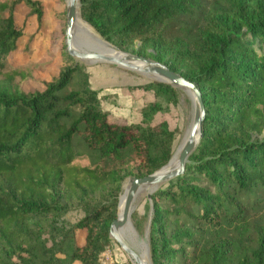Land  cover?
<instances>
[{
  "label": "trees",
  "instance_id": "1",
  "mask_svg": "<svg viewBox=\"0 0 264 264\" xmlns=\"http://www.w3.org/2000/svg\"><path fill=\"white\" fill-rule=\"evenodd\" d=\"M17 5L37 23L44 13L37 0H0V264H15L22 253L27 264H99L122 181L157 171L178 144L175 130L155 119L158 98L175 104L177 91L164 82L141 85L139 121L119 124L101 110L85 73L80 89L68 90L78 67L65 55L41 91L25 92L45 66L8 59L23 35ZM228 5L206 13L205 0H79L84 29L120 50L139 43L138 54L165 62L201 94L198 144L183 173L151 195V264H193L204 233L241 221L250 207L244 199L264 187V4ZM97 194L110 202L86 210L59 242L46 241L60 210ZM212 243L203 245L210 250L202 264H264V232L238 259L220 238Z\"/></svg>",
  "mask_w": 264,
  "mask_h": 264
},
{
  "label": "rangeland",
  "instance_id": "2",
  "mask_svg": "<svg viewBox=\"0 0 264 264\" xmlns=\"http://www.w3.org/2000/svg\"><path fill=\"white\" fill-rule=\"evenodd\" d=\"M37 1L42 3L44 12L40 23H37L35 15L29 14L28 10L23 5H17L14 11L15 24L22 29L23 35L18 41V49L9 54V61L13 65L38 62L44 63L45 66L43 70L34 71L32 80L26 81L23 86V90L25 92L41 91L43 89V83L49 81L50 78L57 76L60 70L65 67V62L63 61L65 55L72 58L66 51L64 36L68 0ZM248 1L251 4H264V0ZM214 7L228 10V0H205L204 10L206 13L210 12ZM110 45L113 46L112 44ZM113 47L121 53L142 56L136 52L139 47V43L127 51L120 50L115 46ZM150 59L157 61L153 58ZM72 60L74 65L78 67V71L73 74L72 80L68 85V90L80 89L81 82L83 80L82 73H85L88 77L89 86L92 90L95 89L98 93L104 91L105 88L110 87L112 86V83H115L108 73V70L111 68L116 73L121 75L125 81V78L128 79L126 86L122 87L123 94L127 92L131 95V93L140 92L142 106L146 98H144L145 96L140 86L147 82L155 81L148 75L112 63H91L89 61H81L74 58H72ZM160 63L167 66L165 62ZM176 91L177 95L175 104L173 102L167 103L164 98H158V102L162 107V112L157 114L155 119L156 121H166L170 128L175 130V142L177 143L192 120L194 112V97L192 98L193 95L191 92L182 88H176ZM109 98L111 101L110 105L116 106L114 105L115 99L111 96H109ZM102 100L103 98L101 100L99 99V102L100 108L103 111L104 107H101ZM118 109H120V106ZM114 110H117V108ZM138 110L139 109H137V113ZM105 113L107 114L109 120L119 124H126L121 123V119L123 118L118 117L117 119L119 121L116 119L113 120L108 116L109 112L106 111ZM137 118L138 119L129 124L137 123L140 119L139 114ZM174 150L175 149L173 148L172 155ZM131 177L133 176L126 177L121 183L116 203L117 217L119 198L124 191L125 183H129ZM156 188L153 187L150 191L139 195L137 198L135 197L133 201V209L129 217L132 228L134 227L133 230L135 232L136 239L144 241L147 246L150 219L152 216L151 195L154 193ZM109 202L110 199L107 194H97L88 198H83L80 202L69 204L66 208L59 211V218H57L56 222L51 225V229L48 234H44V236L47 237L46 241H48L49 244L53 241L59 242L63 231L81 219L86 210L94 209L99 204ZM87 203H89V206H87ZM244 203L250 204V207H248L246 216L241 221L234 224L226 222L223 223L219 229L204 233L201 241L202 248L196 253L193 264H202L203 253L206 252L210 246H212V242L217 241L219 238L222 240L224 252L230 254L235 259L247 256L257 246L258 238L264 232V187L255 189L252 193L248 194L247 198L244 199ZM84 236L85 231H76L75 238L78 244L83 243ZM124 241L138 252L132 241L128 239H124ZM204 244L209 245V247H203ZM147 256L148 262L151 264L149 251ZM13 261L15 264H27V261L29 260L28 257L22 253L20 256L16 255L13 258ZM132 261L133 259L127 255L122 250L120 245L113 239H111V243L99 255V264H136Z\"/></svg>",
  "mask_w": 264,
  "mask_h": 264
},
{
  "label": "water",
  "instance_id": "3",
  "mask_svg": "<svg viewBox=\"0 0 264 264\" xmlns=\"http://www.w3.org/2000/svg\"><path fill=\"white\" fill-rule=\"evenodd\" d=\"M79 14V0H68L66 7V27L64 31L65 48L67 53L76 60L95 62L112 63L130 70L140 72L142 74L152 77L157 82L168 83L175 88H182L192 93L194 99V112L191 120L190 128L188 130L185 142L180 150L177 166L173 169L165 170L168 162L160 167L157 171L142 176L131 177L129 180V187L124 199V206L120 217H116L112 221L109 228V237L116 241L122 250L129 255L136 264H150L142 262L139 254L128 245L118 233L119 228L127 222L128 217L132 211L133 201L138 194L141 186H151L156 188L158 185L179 176L183 173L185 163L188 157L196 148L198 141L201 137V128L204 121V108L201 100V94L197 85L179 75L178 73L170 70L164 64L154 61L150 58L125 54L115 55L114 50L107 51L106 53H99L82 41H76L74 35V26L77 16ZM148 253V246H147Z\"/></svg>",
  "mask_w": 264,
  "mask_h": 264
},
{
  "label": "bare ground",
  "instance_id": "4",
  "mask_svg": "<svg viewBox=\"0 0 264 264\" xmlns=\"http://www.w3.org/2000/svg\"><path fill=\"white\" fill-rule=\"evenodd\" d=\"M74 35L76 37V39H75L76 41L84 42L86 45L90 46L91 48H93L95 51H97L99 53H106L107 51H110L113 49L115 55L119 56L122 54L121 52L117 51L113 46H111L108 42H106L104 39L99 38L94 33L84 29L79 23V15L77 16L76 23L74 26ZM192 98H193V96H192ZM190 124H191V122L189 123L188 127L186 128V130L182 134L178 144L176 145V148L173 152V155H172L169 163L165 167V170L173 169L177 166L178 156H179L180 150H181V148L185 142L188 130L190 128ZM128 187H129V183H125L124 191L119 198L118 217H120L121 212L123 210L124 199H125ZM152 188L153 187L146 186V185L141 186L139 191H138L136 198L139 195L150 191ZM131 209H133V204H132ZM129 217L127 219V222L119 228V230H118L119 236L123 240L128 239V240L132 241L133 244L135 245L136 249L138 250V252L137 251L136 252L139 254V257L142 260V262L148 263L147 245L144 241H139L136 239L135 232L133 230L134 227L132 228Z\"/></svg>",
  "mask_w": 264,
  "mask_h": 264
},
{
  "label": "crops",
  "instance_id": "5",
  "mask_svg": "<svg viewBox=\"0 0 264 264\" xmlns=\"http://www.w3.org/2000/svg\"><path fill=\"white\" fill-rule=\"evenodd\" d=\"M108 73L115 83H112V86L105 88L104 91H101L100 93L97 92L98 98L100 100L103 98V100L101 101V107L105 108H103L104 112H109L108 116L113 120H118L117 118L121 117L123 118L121 119V123L129 124L138 119L137 109H139L141 106L140 92L131 93V95L127 92L123 94L122 87L126 86V84L128 83V79L125 78V81L121 75L116 73L111 68L108 70ZM109 96L115 99L114 105L116 106L110 105L111 101ZM119 106L120 109H118ZM115 108H117V110H114Z\"/></svg>",
  "mask_w": 264,
  "mask_h": 264
}]
</instances>
